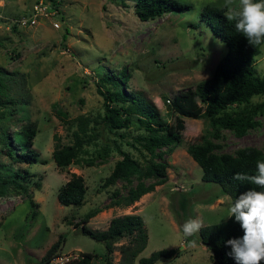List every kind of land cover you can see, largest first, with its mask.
Segmentation results:
<instances>
[{"label":"rangeland","instance_id":"obj_1","mask_svg":"<svg viewBox=\"0 0 264 264\" xmlns=\"http://www.w3.org/2000/svg\"><path fill=\"white\" fill-rule=\"evenodd\" d=\"M32 1L0 0V137L34 121L30 148L38 157L30 163L10 159L0 140V163L5 164V169L0 165V175L26 171L21 180L24 190L8 183L0 195V264H37L59 234L63 240L57 255L91 251L95 254L92 263L104 264L103 243L79 229L81 218L92 209L98 211L86 225L97 229H103L114 215L134 212L141 216L147 239L134 264L139 256L169 247L175 248L176 254L159 258L156 264H216L198 233L185 238L182 226L190 219L203 225L222 221L232 201L217 182L201 178L200 166L185 147L204 134L216 144L217 153H233L247 145L264 151V105L254 116L257 124L241 135L227 128L213 130L203 116L184 117L180 141L170 151H166L168 145L160 148L167 161L165 180L128 205H109L112 190L124 194L137 181L149 183L155 178L131 176L101 186L119 157L112 139L140 163L147 154L128 144L141 129H101L103 105L96 86L104 78L125 81L127 91L152 101L173 122L174 114L165 113L169 109L166 97L208 77L225 52V43L199 16L206 4L230 13L223 7L224 0H179L188 2L189 8L146 20L134 13L133 0H54L59 12L51 19L57 26L45 18L21 25L18 19L28 15ZM238 7L236 0L231 13ZM252 62L256 73L263 75L264 44L259 45ZM262 99V93L254 94L250 103ZM57 110L69 122L61 120ZM78 115L88 118L89 140L74 162L58 167L51 157L52 134L59 143L71 142ZM121 131L123 137L118 135ZM104 142L109 148L105 146L108 154L102 159L97 153ZM71 172L82 176L84 198L81 204L63 205L57 201L56 191ZM128 240L127 235L115 240L109 254L112 263L120 260V248Z\"/></svg>","mask_w":264,"mask_h":264},{"label":"trees","instance_id":"obj_2","mask_svg":"<svg viewBox=\"0 0 264 264\" xmlns=\"http://www.w3.org/2000/svg\"><path fill=\"white\" fill-rule=\"evenodd\" d=\"M189 6L188 2L179 0H133V11L141 20L152 19L169 11L180 12ZM233 13H225L223 8L215 5L206 4L201 7L200 19L204 20L211 31L225 43L226 49L208 77L199 80L193 86L178 90L170 98L166 97L169 109L165 113L174 114L173 122L168 121L152 101L137 96L136 92L127 91L124 87L125 81H107L105 78L104 81H99L96 90L102 97L101 129L109 132L128 127L141 129L140 133L133 135L128 144L141 153L143 149L147 154L144 162L140 163L112 139L111 145L119 157L114 160L109 173L102 178L101 186L113 184L118 178L129 180L131 176L155 178L149 183L137 181L133 186H129L124 194L112 190L109 205H128L141 194L151 190L154 184L165 180L167 161L163 159L164 151L160 148L168 145L166 151H170L172 146L180 141L184 117L203 116L213 130L227 128L236 135L243 134L257 124L254 116L264 105V74L256 73L252 60L259 52V45H250L243 34L236 31L235 21L227 19L228 15ZM106 84H110L112 88H108ZM259 93L263 94L262 101L250 103L251 96ZM57 114L61 120L69 122L61 110H57ZM74 122L75 128L70 133L71 142L59 143L57 135L52 134L54 142L51 157L58 167L74 162L83 143L89 140L88 118L78 115ZM34 134L35 122L30 120L11 134L4 132L0 137L5 146L4 153L15 161L27 163L36 161L37 152L30 148ZM118 135L123 137L124 133L121 131ZM105 142L102 151L97 153L102 159L108 154L105 146L109 148V144ZM215 147L216 144L204 134L198 141L190 142L185 147L186 152L200 166L202 179L217 182L221 190L229 195L232 203L240 194L250 189L264 191L249 181L234 179L236 173L255 175L256 162L264 161V151L247 145L237 148L233 153H217L214 151ZM0 165L3 168L5 166L2 163ZM21 171L22 169H17L8 171L11 175H0V195L4 193L5 185L8 183L17 190H24L21 180L26 177V171ZM85 189L82 176L71 172L57 188L56 199L63 205L81 204ZM181 204L183 208L184 203ZM97 211L98 209H92L85 213L80 221V231L103 243L104 264H134V258L145 246L147 239L141 216L134 212L114 215L109 218L103 229L91 228L86 225V221ZM228 216L222 221L204 224L198 233L199 241L211 251V258L216 264H236L234 258L228 255L231 247L225 242L231 238L242 237L243 229L234 217ZM124 235L129 237L128 243L120 248V260L112 263L109 254L114 248V242ZM62 240V234H59L44 250L37 264H46L56 255ZM175 254V248H158L146 256H139L136 264H156L159 258H169ZM94 255L91 251H79L75 258L64 264H93L91 259Z\"/></svg>","mask_w":264,"mask_h":264},{"label":"clouds","instance_id":"obj_3","mask_svg":"<svg viewBox=\"0 0 264 264\" xmlns=\"http://www.w3.org/2000/svg\"><path fill=\"white\" fill-rule=\"evenodd\" d=\"M236 0H224L223 7L231 13ZM235 21L236 31L242 33L252 46L264 44V0H239L235 13L228 15ZM257 173H236L235 180L249 181L264 189V161L256 162ZM229 216L234 217L243 229V236L228 239V255L236 264H262L264 262V191L250 189L240 194L230 205ZM204 227L197 219H190L182 226L183 237H191Z\"/></svg>","mask_w":264,"mask_h":264},{"label":"built area","instance_id":"obj_4","mask_svg":"<svg viewBox=\"0 0 264 264\" xmlns=\"http://www.w3.org/2000/svg\"><path fill=\"white\" fill-rule=\"evenodd\" d=\"M58 12L59 11L56 2H52L51 0H33L28 15L18 19V22L21 25H31L45 18L49 19L53 26H57V22L54 19H51V17L56 16ZM76 256L77 254L74 253H63L60 255L56 254L46 264H64L66 261L71 258H75Z\"/></svg>","mask_w":264,"mask_h":264},{"label":"water","instance_id":"obj_5","mask_svg":"<svg viewBox=\"0 0 264 264\" xmlns=\"http://www.w3.org/2000/svg\"><path fill=\"white\" fill-rule=\"evenodd\" d=\"M166 109H168V107H166Z\"/></svg>","mask_w":264,"mask_h":264}]
</instances>
